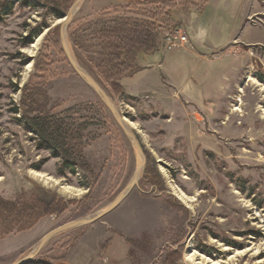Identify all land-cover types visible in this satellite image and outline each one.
<instances>
[{
  "label": "rangeland",
  "instance_id": "rangeland-1",
  "mask_svg": "<svg viewBox=\"0 0 264 264\" xmlns=\"http://www.w3.org/2000/svg\"><path fill=\"white\" fill-rule=\"evenodd\" d=\"M205 2L177 6L201 11ZM247 3L241 27L248 39L240 31L236 43L211 53L215 66L206 78L192 76L191 90L181 93L164 76L146 93V81L159 82L155 71L105 77L111 68L100 31L146 19L152 5L0 0V264L35 252L24 264H264V0ZM72 8L68 22L57 23ZM163 33L156 48L140 52V71L165 49ZM65 45L107 93L147 160L115 209L40 247L56 228L103 211L144 159ZM24 114L67 127L74 173L59 172L63 155L41 145L19 121Z\"/></svg>",
  "mask_w": 264,
  "mask_h": 264
},
{
  "label": "crops",
  "instance_id": "crops-1",
  "mask_svg": "<svg viewBox=\"0 0 264 264\" xmlns=\"http://www.w3.org/2000/svg\"><path fill=\"white\" fill-rule=\"evenodd\" d=\"M138 5L147 7V4ZM248 5L247 0H206L201 11L180 9L177 6L170 11L167 24L169 27L162 30L184 27L189 35V42L152 54L142 65L143 69L133 78L143 77L150 71H155L159 82L153 85L146 81L147 88L143 89L146 93L156 91L155 87L163 85L164 76L171 83L178 85L181 93H188L193 82L192 76L200 74L204 79L209 75L210 68H214L211 53L216 54L218 49L236 43V35L239 36L240 31L248 39L247 30L241 27L243 17L249 9ZM131 82L133 83V80Z\"/></svg>",
  "mask_w": 264,
  "mask_h": 264
},
{
  "label": "trees",
  "instance_id": "trees-1",
  "mask_svg": "<svg viewBox=\"0 0 264 264\" xmlns=\"http://www.w3.org/2000/svg\"><path fill=\"white\" fill-rule=\"evenodd\" d=\"M179 1L183 3L189 0ZM133 2L153 6L146 19L129 20L104 27L100 31V39L108 50L107 64L111 68V72L105 75L107 79H119L140 71L141 68L137 62V58H141L142 55L140 52L156 48L159 30L169 27L167 24L170 20V11L178 5V0H133ZM32 34L37 35L38 31H33ZM23 119L26 125L38 135L43 147H51L54 156L63 155L59 172L65 174L67 169H70L74 173L76 171L73 163L75 160H73V152L70 149L73 147L68 144L70 132L67 127L44 114L34 116L24 114L19 121ZM47 206H44L45 209L53 211L52 205H49V208Z\"/></svg>",
  "mask_w": 264,
  "mask_h": 264
},
{
  "label": "water",
  "instance_id": "water-1",
  "mask_svg": "<svg viewBox=\"0 0 264 264\" xmlns=\"http://www.w3.org/2000/svg\"><path fill=\"white\" fill-rule=\"evenodd\" d=\"M80 1V0H78ZM73 15V8L70 10V12L67 15H64L63 17L60 18H65V22H63L62 26H64L68 20L72 17ZM63 42H65V38L63 36ZM65 49L70 57V60L73 64V66L75 67V69L77 70V72L102 96V98H104L105 102L109 105L110 109L112 110L113 114L115 115V117L117 118L119 124L121 125V127L123 128V130L126 132L127 135L131 136L134 140V142L136 143L137 147H139V150L141 152V154L144 157V164L143 167H145L146 164V156L144 154V151L141 149L139 143H138V139L136 138L135 134L127 127V125L125 124V122L123 121V119L121 118V116L117 113V111L115 110V107L113 106L109 96L107 95V93L104 91V89L97 83V81L87 72H85L71 57L69 50H67V47L65 45ZM137 181V176L135 178H133V180L130 182V184L128 185V188L121 193L110 205H108L103 211H101L100 213H98L94 218L92 219H79L76 221H72L69 222L59 228H56L55 230H53L52 232H50L49 234H47V236H45L42 240V243L40 245V247L54 234H57L61 231L73 228L75 226H81V225H85V224H89L91 222H94L100 218H102L103 216H105L106 214H108L109 212H111L113 209H115L120 203L121 201L124 199V197L127 195L128 191L135 185ZM36 254V252L26 258H24L21 262H19V264H24L25 262H27L30 258H32L34 255Z\"/></svg>",
  "mask_w": 264,
  "mask_h": 264
},
{
  "label": "built area",
  "instance_id": "built-area-1",
  "mask_svg": "<svg viewBox=\"0 0 264 264\" xmlns=\"http://www.w3.org/2000/svg\"><path fill=\"white\" fill-rule=\"evenodd\" d=\"M162 39L164 41V48L171 50L188 43L189 35L186 30L178 27L164 31Z\"/></svg>",
  "mask_w": 264,
  "mask_h": 264
},
{
  "label": "bare ground",
  "instance_id": "bare-ground-1",
  "mask_svg": "<svg viewBox=\"0 0 264 264\" xmlns=\"http://www.w3.org/2000/svg\"><path fill=\"white\" fill-rule=\"evenodd\" d=\"M65 18H61L60 20L57 21V23H63L65 22ZM134 141V140H133ZM136 144V143H135ZM137 146V145H136ZM139 148V147H138ZM140 152V150H139ZM144 162V159H142V157L140 158L139 160V166L137 168V173H136V176H138L140 174V171L142 170L143 168V163ZM36 175H39V176H44V174H41V173H36ZM48 178L52 179L51 177L48 176ZM65 191L67 192H71V191H77L78 189L72 187V186H69V185H65L62 187ZM177 197H179L181 200L183 201H186V202H190L192 200H194L193 198L191 197H188L187 195H185L183 192H180V191H177L176 193ZM190 258H194L196 255H198V252L197 251H193L192 254H188ZM19 264V263H18Z\"/></svg>",
  "mask_w": 264,
  "mask_h": 264
}]
</instances>
